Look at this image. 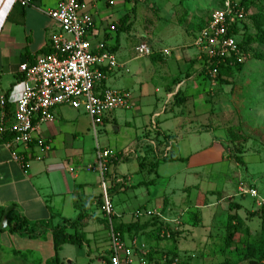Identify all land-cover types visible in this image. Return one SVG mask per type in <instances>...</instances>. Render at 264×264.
<instances>
[{"label":"crops","instance_id":"1","mask_svg":"<svg viewBox=\"0 0 264 264\" xmlns=\"http://www.w3.org/2000/svg\"><path fill=\"white\" fill-rule=\"evenodd\" d=\"M61 1L63 0H34L30 6L22 8L12 0H0V101L4 102V106H0V123L6 116V109L9 115L6 128L12 123L15 103L22 90L19 66L32 65L38 57L50 53V39L59 28L46 13ZM81 1L88 4L89 12L93 16L95 41L103 42L107 50H114L118 64L116 69L104 72L101 85L104 88L129 92L132 95L133 108L121 114L115 112L123 110H116L105 116L102 124L98 126L99 132L105 135L102 138L103 147H100L96 139L95 145L91 142L90 118L82 111L72 110L67 106H58L52 111L55 118L53 124L39 126L40 136L51 146L50 152L42 161L33 159L34 150H25L22 146H12L10 149L6 146L7 142L0 140V210L8 211L13 208L31 224H45L43 229L36 228V233L40 236L33 239L12 234L5 230L6 228L1 230L0 264H52V229L63 225L65 221L73 222L78 216L84 219L83 232L88 241L87 247L93 244L95 252H101L94 258L89 256V264H108V222H104L105 217L99 204L100 176L93 169L97 149L108 150L113 154L108 176L111 178V195L120 190L125 195L130 192L134 199H137L140 192L139 189H133L145 183L133 184L130 171H148L158 177L161 167L179 164L183 167L182 171L191 177V174L209 170L210 166L222 162L223 141H218L212 135L210 138L213 140L208 143L210 129L207 117L203 116V111L195 113L196 104L201 108L203 105L200 92L208 93L206 88L199 86L196 81V77L203 75L198 53L196 65L200 67L194 70V74L188 79L182 76V71H179L178 78L173 79L174 75H167L170 73L167 64L172 63V60H175L176 65L184 63L183 57L170 59L171 53L164 56L160 50L151 51L152 56L149 58L153 65L150 68L140 65L135 69L131 67L130 70L126 67L142 58H117L118 32H121L117 30L118 23L106 24V18L110 16L97 22L95 18L101 13L102 1ZM113 1L114 6L117 4L124 7L127 3L145 4L147 0ZM104 6L106 9L111 8L105 4ZM126 16L131 26V20ZM112 25L117 27L116 31L112 32L117 34L115 41H112L114 38L107 31ZM178 109H183V112H176ZM13 151L25 158V169L12 159ZM124 165L129 171L118 175V170H124ZM183 186L185 188L187 185L184 183ZM206 195L201 203L195 204L196 209L212 207ZM144 200L146 201L141 199V202ZM159 200L161 205L156 208L142 207L145 208L144 213L160 212L162 215L159 214V218H145L143 215L135 218L134 213L142 214L137 209V212H132L129 222L123 221L127 209L123 211L117 204H112V226L115 230H122V233H119L125 244L134 250L137 260L143 256L146 260L145 257L160 249L159 246L148 248L147 239L154 238L160 242V238L164 236L161 235L163 231L160 228L163 227L167 231L168 224L164 221L166 216L163 215L170 214L172 208L166 198ZM154 217L160 222L154 224ZM161 221L165 226L160 227ZM176 230L178 231H172ZM3 231L8 233L10 240L25 241L38 248V251L22 252L21 249L12 247L5 249L6 242L1 236ZM102 231L104 239L101 237ZM42 246H46V250L51 248L52 256L41 259L39 252ZM65 246H62L58 253L59 264H62L60 255L64 253ZM73 247L77 251L82 249ZM28 252H31L30 255L26 254ZM158 260L159 258L157 262ZM166 260L164 259L163 263H166ZM146 263L154 264L155 261L146 260ZM68 264L72 262L69 261Z\"/></svg>","mask_w":264,"mask_h":264},{"label":"rangeland","instance_id":"2","mask_svg":"<svg viewBox=\"0 0 264 264\" xmlns=\"http://www.w3.org/2000/svg\"><path fill=\"white\" fill-rule=\"evenodd\" d=\"M226 1L147 0L145 4L127 3L124 7L116 4L109 9L102 3L101 13L95 19L99 22L110 16L106 18V24L109 25L113 22L119 23L123 16L128 15L131 26L128 31L118 32L117 58L124 56L131 59L138 56L136 48L140 45H145L150 51L166 50L171 53L170 59L180 56L184 61L178 65L175 60L168 63L170 73L167 75L172 74L173 79L178 78L179 71H182V76L188 79L194 74V70L200 67L196 65L198 52L193 46V41L206 26L210 16L221 10ZM235 1L243 3L241 7L246 14L241 26L242 34L239 36L243 42L241 52L245 61L231 66L215 88L210 87L203 75L196 77L198 85L205 87L208 93L200 92L203 105L201 108L196 104L195 113L203 111V116L207 117L210 129L208 143L212 142V135L218 141H223L222 162L210 166L209 170L191 174V177L182 171L183 167L179 164L161 167L158 177L148 171H130L133 184L145 183L133 189H139L137 199L132 198L130 192L125 195L119 190L111 195V191H108L112 204H117L123 211L127 209L123 218L125 222L131 221L133 211L140 210L141 215L145 214L143 206L149 209L160 206L159 199L166 198L170 203L171 213L163 215L166 216L164 221L169 228L167 227L166 231L161 221L160 229L163 231L162 236L171 237L163 236L160 242L154 238L146 240L148 248H160L153 255L145 257L150 262L155 261L154 264H169L168 261L163 262L164 259L171 258L174 261L170 264H216L223 261L231 264H250L249 260L242 259L247 246L254 247L258 252L257 258L262 256L260 263L256 262L257 259L253 261L264 264V0ZM107 31L109 32L108 29ZM109 33L114 38L112 41H115L117 34ZM140 58L142 59L135 60L126 68L131 70V67L135 69L140 65L150 68L153 65L148 56ZM180 111L182 113L183 109L176 110ZM116 113L121 114L124 111ZM98 128L96 135L90 130L91 142L95 145L96 139L100 147H103L102 138L105 135L99 132ZM124 166V170H118V175L129 171L127 166ZM184 183L187 185L185 188ZM239 188L255 190L258 199L240 195ZM204 195L212 203V207L196 209L195 204L201 203ZM141 199L146 201L141 202ZM229 205L232 208L229 209ZM103 215L105 217L104 213ZM230 216L236 219L228 230ZM156 218L153 219L157 220ZM103 220L107 222L106 217ZM177 224L179 226H176ZM170 228L178 231H172ZM106 230L108 231L107 225ZM232 231L235 235L228 247L225 240ZM2 233V239L6 242L5 249L12 247L19 248L22 252L38 251V248L25 241L10 240L6 231ZM101 237L104 239L103 231ZM63 250L64 253L60 255L62 264H68L69 261L72 264H89L91 258L101 253L95 252L93 244L89 247L84 245L78 251L73 246L66 245ZM31 252L26 254L30 255ZM51 252V248L46 250V246H42L39 256L41 259H47L52 256ZM134 264H139L137 258Z\"/></svg>","mask_w":264,"mask_h":264},{"label":"built area","instance_id":"3","mask_svg":"<svg viewBox=\"0 0 264 264\" xmlns=\"http://www.w3.org/2000/svg\"><path fill=\"white\" fill-rule=\"evenodd\" d=\"M22 8L32 4L31 0H12ZM103 2L113 7V0H91ZM47 16L58 26V32L50 39V53L38 57L34 64L19 66L22 90L15 103L12 123L7 127L13 135L8 148L22 146L25 150H34L33 159L42 161L51 150L41 136L39 126L53 124V110L58 106H67L82 111L91 120L93 133L102 124L105 116L116 110L129 111L133 108L132 95L129 92L102 87L104 72L118 67L116 56L105 49L103 42L95 41L93 32L95 23L89 6L81 0H63L48 11ZM246 18L243 7L238 1L227 0L222 9L214 12L206 26L195 37L196 48L203 76L210 87L219 82V68L234 66L245 61L238 46L241 26ZM109 32H115V26H109ZM239 30V35L235 33ZM139 57L150 56L151 51L145 45L136 48ZM164 56L169 53L162 51ZM0 106H4L3 100ZM3 129L0 128V136ZM113 154L108 150L97 149L93 169L100 176L102 197L101 211L108 222L109 256L108 264H134L136 254L128 247L112 226L114 216L109 196L110 159ZM12 159L25 169V158L12 152ZM92 169V168H91ZM239 194L258 199L253 189L239 188ZM142 216L139 212L135 218ZM143 216L159 217V214L145 212ZM167 238L170 235H166ZM143 255V253H142ZM139 264H147L143 258Z\"/></svg>","mask_w":264,"mask_h":264},{"label":"trees","instance_id":"4","mask_svg":"<svg viewBox=\"0 0 264 264\" xmlns=\"http://www.w3.org/2000/svg\"><path fill=\"white\" fill-rule=\"evenodd\" d=\"M32 2L34 0H31ZM240 6H243V3L241 1H239ZM128 17L124 16V18H122L119 23H118V28L115 27V29L117 28V30L119 31H128L130 29V24L128 23ZM243 30V27L241 28L240 32ZM116 31V30H115ZM235 33H237L239 35V30H236ZM242 34V32H241ZM242 44L243 42H241V40L238 37V46L240 49H242ZM111 52L114 53V50H109ZM48 53H45L43 55H48ZM152 56V55H150ZM231 66H227V67H223L221 66L219 68V80L222 77V75L225 74L226 71L230 70ZM202 74H204V70L202 72ZM5 117L3 118V121L0 123V128L3 129V132L1 133V138L0 140L2 142H9L12 138L13 135L9 134V132L7 131L6 128V121L7 119H9V115H7V110L5 109ZM236 163H240L239 160H235ZM110 190V189H109ZM99 204H100V208L102 206V197L100 196L99 199ZM232 208L231 205H229V209ZM239 209V208H238ZM7 213V215H5ZM6 216V229L8 230L10 233L12 234H16L18 236H25L29 239H33L36 238L38 236H40L38 233H36V228L39 229H43L45 224H31L30 222H28L17 210L11 208L8 211L6 210H0V225L2 223L3 218ZM236 219V217L234 216H230L229 217V221L227 224V229L230 227H232L233 221ZM154 220V219H153ZM158 220L154 221V224H157ZM85 228V223H84V219L82 216H78V218H76L75 221L73 222H63V225L61 226H56L52 229L51 235H52V247H53V259L51 260L52 264H59V258H58V253L61 249L62 246L64 245H72V246H76L81 248L83 245H87L88 241L86 239V235L83 232V229ZM228 229V230H229ZM117 232L122 233L121 229H116ZM235 235V232L232 231L230 232L227 236H226V240H225V244L229 247L230 245V241L231 239H233ZM171 237V236H170ZM169 237V238H170ZM258 252L254 249V247L252 246H247L246 249V254L242 257L243 260H249L250 264H257L256 262H261V258L262 256L260 255L259 258H257ZM256 260L255 261H253ZM174 259H168L166 260V263L168 261V263L170 264ZM216 264H231L228 261H223L220 263H216Z\"/></svg>","mask_w":264,"mask_h":264},{"label":"water","instance_id":"5","mask_svg":"<svg viewBox=\"0 0 264 264\" xmlns=\"http://www.w3.org/2000/svg\"><path fill=\"white\" fill-rule=\"evenodd\" d=\"M6 217L3 218L2 223L0 225V231L6 228Z\"/></svg>","mask_w":264,"mask_h":264}]
</instances>
